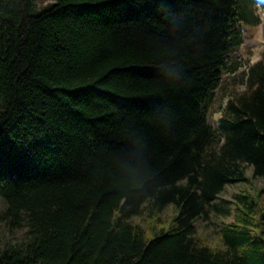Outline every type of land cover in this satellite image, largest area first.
Segmentation results:
<instances>
[{
  "label": "trees",
  "instance_id": "1",
  "mask_svg": "<svg viewBox=\"0 0 264 264\" xmlns=\"http://www.w3.org/2000/svg\"><path fill=\"white\" fill-rule=\"evenodd\" d=\"M243 0H0V264H264V200L235 194L207 243L196 221L246 180L264 195V57L220 141L199 106ZM174 213L149 233L134 218Z\"/></svg>",
  "mask_w": 264,
  "mask_h": 264
},
{
  "label": "rangeland",
  "instance_id": "2",
  "mask_svg": "<svg viewBox=\"0 0 264 264\" xmlns=\"http://www.w3.org/2000/svg\"><path fill=\"white\" fill-rule=\"evenodd\" d=\"M54 0H36V7L34 12H38L44 7L48 6ZM263 28L258 27L251 29L248 33V39L246 44L238 50L235 55L240 54L251 61L258 60L262 53H264V43L262 42ZM227 83L226 77L222 78V86ZM220 91V90H219ZM225 94L221 91L217 93L215 100L211 106V111L208 114V120L212 124L216 122V119L220 116L218 114L222 106L225 103ZM246 180L238 181L235 184L226 186V188L219 195L216 200L218 208L225 207L229 209V213L219 212L213 209L208 213L206 218H200L196 221L198 227L199 235L209 244L218 246L220 244L219 231L224 224L234 222V212L236 205L234 203H227L225 200H231L233 202L235 194H250L264 200V195L261 196L259 189L263 185V182L259 178L252 177V172L250 167L245 168ZM175 209L173 206L169 205L164 212L157 218H146V216L134 218V222L142 225L146 228L147 232L153 233L159 230L162 226L166 224V220L174 213ZM20 236V232H11L7 230L2 224H0V243L3 241L13 242L16 238Z\"/></svg>",
  "mask_w": 264,
  "mask_h": 264
}]
</instances>
